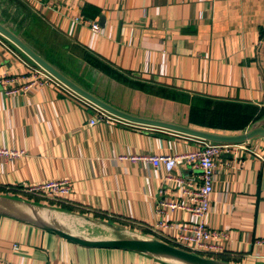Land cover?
Returning <instances> with one entry per match:
<instances>
[{
  "label": "crops",
  "instance_id": "1",
  "mask_svg": "<svg viewBox=\"0 0 264 264\" xmlns=\"http://www.w3.org/2000/svg\"><path fill=\"white\" fill-rule=\"evenodd\" d=\"M0 22L25 41L27 31L30 37L41 31L53 36L76 57L68 61L82 70L72 74L80 87L134 116L197 128L183 121L189 107L224 105L226 112L252 118L264 108V40L259 33L264 28V0H0ZM90 23L97 24V32ZM13 49L20 58L0 43V75L15 78L20 86L25 66L35 65ZM90 79L97 83L94 87ZM123 79L128 80L121 86L117 80ZM111 80L129 97L126 103L104 99L111 98ZM131 80L146 89L133 88ZM7 88L0 84V150L21 154L0 156V196L73 207L70 212L77 217L160 237L149 228L162 219L157 204L169 196L161 192L163 169L119 157L187 152L198 147L196 139L121 120L90 126V119H98V109L62 87L45 85L17 95H7ZM133 94L140 95L137 104L130 100ZM166 94L171 101L164 100ZM141 100L146 109L138 106ZM176 173L188 180L197 176L188 167ZM48 180L70 182L65 202L25 191ZM213 188L204 221L224 238V251L215 256L230 264H264V140L222 154ZM164 219L176 235L178 226L193 218L168 211ZM85 229L94 238L112 236L108 227L86 224ZM0 261L165 264L134 252L79 246L4 216Z\"/></svg>",
  "mask_w": 264,
  "mask_h": 264
},
{
  "label": "water",
  "instance_id": "2",
  "mask_svg": "<svg viewBox=\"0 0 264 264\" xmlns=\"http://www.w3.org/2000/svg\"><path fill=\"white\" fill-rule=\"evenodd\" d=\"M0 37L24 55L36 67L42 69L66 90L104 113L131 125L172 132L196 140L215 144H243L264 140V116L240 133L211 132L165 121L134 116L120 110L83 89L62 71L50 64L20 36L0 22ZM0 216L32 224L86 248L119 249L141 254L165 264H230L216 258L185 251L161 239L136 230L104 221L76 216L65 209L39 203L0 196ZM86 224H96L111 229V238H94L85 229Z\"/></svg>",
  "mask_w": 264,
  "mask_h": 264
},
{
  "label": "built area",
  "instance_id": "3",
  "mask_svg": "<svg viewBox=\"0 0 264 264\" xmlns=\"http://www.w3.org/2000/svg\"><path fill=\"white\" fill-rule=\"evenodd\" d=\"M82 21L81 18H77ZM90 28L98 31L95 23H90ZM0 37V43L3 47L16 58H20L14 52L11 45H6ZM25 75L22 79L25 81L20 86L14 84L15 78H8L3 73L0 75V84L7 90V95H17L28 92L29 90L45 86L54 85L64 88L55 79L38 67L25 66ZM65 89V88H64ZM98 119L89 120V125L93 126L96 122L114 123L116 118L98 109ZM198 147L187 152L175 154H139L133 156H120L121 161L126 160L131 163H142L151 165L153 168L163 169L164 175L161 178L163 194H169L157 204V214L161 220L156 221L149 230L166 241L167 243L196 254L210 257L218 255L224 251L223 235L220 231L210 228L204 219L210 208L211 195L214 191L213 178L217 159L224 153H235V148L243 144H215L197 140ZM21 153L12 150H0V156L17 157ZM190 168L197 172L196 180H188L176 173L179 168ZM25 191L40 195L47 200L56 202H65V199L71 193V184L68 180H48L41 184L26 186ZM181 211L191 215L193 222L187 221L178 226V232L173 235L169 231L173 225L167 223L164 216ZM165 241V242H166ZM0 264H11L1 262Z\"/></svg>",
  "mask_w": 264,
  "mask_h": 264
},
{
  "label": "trees",
  "instance_id": "4",
  "mask_svg": "<svg viewBox=\"0 0 264 264\" xmlns=\"http://www.w3.org/2000/svg\"><path fill=\"white\" fill-rule=\"evenodd\" d=\"M259 33H260V39L264 40V28H261ZM60 47H61L62 51L65 50V48L63 46L60 45ZM32 48L35 49L34 47H32ZM35 51H37L42 57H44L50 64H52L57 69H59L55 64H53L44 55H42L40 53V51H38L36 49H35ZM82 61H83V63H85V61L83 59H82ZM60 71H62V70H60ZM62 72L65 75H67V73H65L64 71H62ZM67 76L69 78H71L76 84H79L78 82H76L74 80V78H72V76H69V75H67ZM80 86H82V85H80ZM164 100L171 101V100H167L165 98H164ZM240 112H242V111H240ZM246 114L247 113H244V114H242V113H233V111H227L226 112L224 105H217L213 109H198V108L189 107L188 111L186 112V114L183 117V121L187 125H192L194 127L200 128L202 130L220 131L222 133H224V132L225 133H228V132H230V133H239V132L244 131L247 127H249V125L251 123H254L255 121H257L260 118H262L264 116V108L259 110L258 114L254 118L249 117ZM31 199H33L35 201H38V199H36V198H31ZM62 207H64V206H62ZM64 208L69 210V211L74 210L73 207H69V206H65ZM115 221L122 224V222H120L119 220H115ZM124 225H126V224H124ZM128 226L131 227L133 225L129 224ZM133 227L135 228V226H133ZM142 232H144L146 234H149V232H147L146 230H143ZM162 240L166 241L164 239H162ZM166 242H168V241H166ZM210 257L219 259L221 261L222 260L223 261L224 260L227 261V259L225 257L212 256V255Z\"/></svg>",
  "mask_w": 264,
  "mask_h": 264
},
{
  "label": "rangeland",
  "instance_id": "5",
  "mask_svg": "<svg viewBox=\"0 0 264 264\" xmlns=\"http://www.w3.org/2000/svg\"><path fill=\"white\" fill-rule=\"evenodd\" d=\"M30 35H32L31 31H27V38L26 42L28 44H30L32 47H34L36 50L40 51V53L42 55H44L48 60H50L53 64H55L60 70L64 71L65 73H67V75L72 76V74H76V73H82L81 68L78 67V69L76 68V65L73 63V65H70L72 62H69V58H76L73 54V52L69 49L68 52L66 51H62L61 47L59 45V41H56V39L51 36H49L48 33L41 31L39 35H34L30 37ZM34 38V41H32V39ZM24 40V39H23ZM25 41V40H24ZM34 43V44H33ZM22 57V55H20ZM25 58V57H22ZM96 82H104L103 80H98V79H94ZM128 79H123V80H117V81H121V86L123 85V83H125V81ZM90 81L92 82V80L90 79ZM114 82L111 80V94H110V89H109V94L111 95V98L108 97H104V99H111V103L113 104H118V102L122 103H126L128 98L127 95L125 93H123L124 91L122 90V87L119 85H116ZM132 82L134 84L133 88L144 91L146 89V87L143 84H140L138 81L136 80H131V85ZM93 87L94 85H96L97 83L92 82ZM117 83V82H116ZM98 89V88H97ZM101 89H103V85L101 86ZM105 89V88H104ZM122 90V91H121ZM134 92H139V91H134ZM140 95H132L131 97V101L135 102L137 104V100L135 99V97H139ZM164 98L170 99L171 96L169 94H166L164 96ZM147 100V99H146ZM150 102H152L151 104H156V101H154V97H151V99L149 98ZM130 101V102H131ZM145 100H141L140 102H138V106H142L143 108H145L144 103ZM148 101V100H147ZM121 105L123 104H119V107H122ZM142 108V109H143ZM146 109V108H145Z\"/></svg>",
  "mask_w": 264,
  "mask_h": 264
}]
</instances>
